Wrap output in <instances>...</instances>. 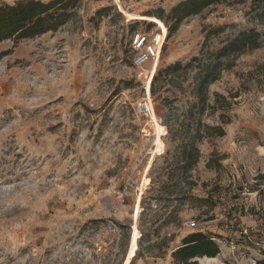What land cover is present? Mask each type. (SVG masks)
Returning <instances> with one entry per match:
<instances>
[{"label":"rangeland","instance_id":"374dc122","mask_svg":"<svg viewBox=\"0 0 264 264\" xmlns=\"http://www.w3.org/2000/svg\"><path fill=\"white\" fill-rule=\"evenodd\" d=\"M181 1L78 0L57 31L0 42V264H176L197 231L220 248L199 264H264V0L211 5L169 36L155 14ZM252 28L260 46L209 85L201 116L193 71L151 93L159 70ZM163 30L159 59L135 67L133 34ZM198 118L225 134L206 131L183 173Z\"/></svg>","mask_w":264,"mask_h":264},{"label":"trees","instance_id":"16d2710c","mask_svg":"<svg viewBox=\"0 0 264 264\" xmlns=\"http://www.w3.org/2000/svg\"><path fill=\"white\" fill-rule=\"evenodd\" d=\"M224 1L227 0H183L172 7L167 14L161 10L156 12L155 15L166 26L168 25L170 36L178 29L184 19L199 14L203 9L211 5ZM255 1L253 0V2ZM77 2L78 0H50L48 2L41 0H17L12 4H1L0 42L6 39L18 42L22 39L34 38L48 32L57 31L61 26L75 17ZM146 17L151 21L157 20L158 23H161L155 16ZM260 36L261 34L254 28L243 30L233 38L225 41L215 51L210 52L208 49H202L198 55L193 56L184 64L175 62L166 66L153 77L151 93L154 94V83L164 73L168 76L171 74L179 75V73L186 74L189 71H193V93L196 99L194 106L198 110V115L201 116L207 105L209 85L219 78L223 70L230 69L234 65V59L237 55L258 48L261 43ZM207 55H212V59L210 57L204 59ZM223 61H228V63L223 65ZM216 95L217 97H221L227 104V99L224 96L220 94ZM168 130L171 132L169 127ZM192 131L190 138L181 142L178 147L180 151L179 163L183 173H188L198 162L200 150L197 142L204 137L206 131L210 135L214 133L217 136H223L225 134L222 126L203 125L201 118L196 120ZM219 253L220 248L215 237L197 231L184 236L181 240V245L171 255L176 264H199L197 258H215Z\"/></svg>","mask_w":264,"mask_h":264},{"label":"built area","instance_id":"2783aa9c","mask_svg":"<svg viewBox=\"0 0 264 264\" xmlns=\"http://www.w3.org/2000/svg\"><path fill=\"white\" fill-rule=\"evenodd\" d=\"M166 36V30L158 31L152 35L148 33L137 31L133 34L131 40V47L135 54L133 64L135 67H140L150 62H154L159 59L161 54L162 45L164 43ZM243 195H249L248 189L246 186L241 191ZM190 226H194V221H189ZM246 232V231H245ZM255 245L258 248H262L263 244L261 242H256ZM101 247L98 248V250ZM251 264H256L251 263Z\"/></svg>","mask_w":264,"mask_h":264},{"label":"bare ground","instance_id":"6f19581e","mask_svg":"<svg viewBox=\"0 0 264 264\" xmlns=\"http://www.w3.org/2000/svg\"><path fill=\"white\" fill-rule=\"evenodd\" d=\"M150 21V20H149ZM140 106L144 109V110H146L147 108H148V104L145 102H142L141 104H140ZM146 108V109H145Z\"/></svg>","mask_w":264,"mask_h":264},{"label":"crops","instance_id":"0c3cea01","mask_svg":"<svg viewBox=\"0 0 264 264\" xmlns=\"http://www.w3.org/2000/svg\"><path fill=\"white\" fill-rule=\"evenodd\" d=\"M206 259H213V258H207V257H205ZM216 258V257H215Z\"/></svg>","mask_w":264,"mask_h":264},{"label":"water","instance_id":"95a60500","mask_svg":"<svg viewBox=\"0 0 264 264\" xmlns=\"http://www.w3.org/2000/svg\"><path fill=\"white\" fill-rule=\"evenodd\" d=\"M146 109V108H145ZM141 110H144L142 107H141Z\"/></svg>","mask_w":264,"mask_h":264}]
</instances>
